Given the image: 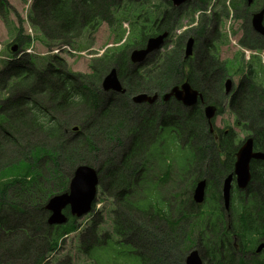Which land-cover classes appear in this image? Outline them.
Wrapping results in <instances>:
<instances>
[{"label":"rangeland","instance_id":"rangeland-1","mask_svg":"<svg viewBox=\"0 0 264 264\" xmlns=\"http://www.w3.org/2000/svg\"><path fill=\"white\" fill-rule=\"evenodd\" d=\"M132 0H125L124 5L122 6V10L126 11V15L124 12H120L117 18L121 16H125L130 24H134L136 28V35L132 34L133 27L130 25L131 35L129 38L130 43L126 46L131 50L134 49L135 46H139L140 36H139V28L144 26H149L152 19L153 22L156 21V30L157 24L161 19L162 13L165 9H167L165 0H133L135 2H131ZM140 3H136L139 2ZM163 1V2H162ZM225 0H219V6L211 10V6L213 3L209 5L208 8V16H207V24H209V32L205 31L204 25V16L198 21L197 25H194L193 19L196 17L193 5H186L181 8L183 13V17L178 23V28L181 29V33L179 35L170 36L169 43L166 44V49H172L175 41H178L182 38L183 34L186 32V28H193L189 32L184 35L185 45L187 44L188 38L192 32H196V34H191L197 38V42L194 41L193 52L197 54V56L193 60H188L185 62L186 64V73L190 75L192 71H194L197 77V71L200 70L198 63L202 60L204 56L207 57L208 65H213L214 69L212 71L206 69L202 75L207 74V82L208 85L204 82L202 85L199 84V80L193 83L201 93L207 95L204 98L205 101L215 102L216 92L212 86H217L214 83V80L219 79L218 87L220 89L221 85H224L227 79H231L233 81V92L227 97L226 91L223 89V99H225L223 103V107L221 113L217 115L214 123L215 133L210 135L208 132V149L207 153L203 154V157H206L205 160H200L198 156H195L190 164L188 165L184 171L178 173L177 167L182 168L185 165L186 161H183L180 158H177V164L174 162V155L178 156L177 153H164V150L170 151L167 146H169L168 140H171L169 137L168 131L163 132V128L159 126L162 119H169L166 113H163L168 106H174L173 100L169 99L167 102H164L162 99L160 100L159 96L157 99V103L154 105H148L146 107L141 106L139 103L134 102L136 96L140 94H148L149 96L158 95L156 89H160L159 86L156 87V81H160L163 78V73L166 71L165 68H162L161 73H157L154 69L146 68L141 64H136L135 67H140L139 74H137L138 80H135V77L129 78L126 76V67L125 64H120L122 61L119 60V64H116L117 69L124 70V75L122 81L124 83V87L128 90V92L124 95H115L116 98V111L111 108H107V116L103 120V124H95L98 129L105 131L106 133H117L123 132L121 136V142H118L115 139H111L110 135L101 139L102 143H100L97 147L99 148L95 154L89 156L88 163L96 168L98 173L100 174V186L99 193L96 202L94 203L93 211L88 216L83 217L82 219L77 221L78 226V234L75 236L76 238L70 237L68 240H65L63 245V250L65 254H69L67 258H63V254L58 256V260L56 264H62L65 261L69 264L71 262L70 259H74L73 264H95L93 261V254H102L101 258L97 259V264H134L135 259L137 258L134 253H131V248L124 247L125 245H131L135 250L138 251L140 255H143L147 260V264H156V252L158 251L153 244L152 236L140 233V229L144 231H152L156 234V230L153 229V226H156V222L166 228L169 231L168 221L173 220L177 223H181L185 219H174L176 218L175 211L179 207V203L181 200L180 193L185 196L182 200L190 199V202L187 207L186 213L188 216H191L192 221L198 222L201 224L202 221H197V216H195L196 211L199 209L195 201L193 200L194 192L197 189L200 181L205 178V174L207 173V169L214 168L213 167V159L214 156L219 158V152L224 151L221 150V147H218L217 150L211 148V142L219 145L220 139L223 137L225 133L228 134L229 129L233 130L237 135L238 145L240 146L247 138L253 136L255 139V135L250 131L243 129L238 124V119L235 114L230 110V102L232 98L235 96V93L238 91V88L241 84L248 89V84L245 79L241 77V68L242 64L235 61L236 53L242 55L244 57V61L248 63V56L245 53L241 52L240 49V38L241 34L238 36L234 34L235 29L239 28L241 31L244 26H246L247 21L245 18L240 17L244 14V9L246 7V3H243L241 0H232L230 2V8L222 9V3ZM24 5L28 3V0H24ZM110 2V0H108ZM226 7H228L229 0L225 1ZM33 5V4H32ZM239 5V13L235 12L236 6ZM264 5V1L257 0V3L254 4L251 8V12H257L260 6ZM27 6H31V3H28ZM81 9V8H80ZM217 14H224V19H219ZM237 16V17H236ZM21 18V14H18L13 8H11L10 12L0 17V21L6 23V26L3 23H0V47L1 44L4 47V52H9L11 46L14 44L13 42L16 40L17 33L14 32L15 22ZM147 23V24H146ZM221 25V30H215V27ZM124 27L129 29V25L126 24ZM177 28V29H178ZM251 23L249 22V39L247 43H243L246 46H250L252 48L264 49V39H258L254 37L251 32ZM185 31V32H184ZM189 35V36H188ZM37 36L40 37L39 34ZM138 38L136 39V37ZM199 40V43H198ZM119 39L111 32L110 26L108 24H103L99 30L92 36V34L88 37H84L80 44L86 45V50H95L102 51L106 49L108 46L121 47L123 42L118 44ZM242 43V40H241ZM53 48L60 46V44L52 43ZM78 45V44H76ZM124 46V47H126ZM133 47V48H130ZM76 49L80 51L79 48L72 47V49ZM43 49H48L47 47ZM126 49V48H125ZM251 51L252 54H255V51L246 49ZM185 51V48H184ZM183 51V52H184ZM83 53V52H82ZM97 53V52H94ZM128 53V52H127ZM93 54V53H92ZM91 54V55H92ZM100 55L99 53H97ZM129 54V53H128ZM67 55V54H65ZM184 55V54H183ZM99 58V56L94 57H76L75 55H67L64 59L66 67L71 68L73 73L77 74H88L90 72L89 64L90 61H93L95 58ZM50 56L47 57H39L41 61L43 59H49ZM262 64L264 66V53L261 57ZM254 63L257 65L260 64L258 60H254ZM196 63V64H195ZM194 67V68H193ZM193 70H189L192 69ZM98 71L104 77L111 70V67L108 68L106 65H99ZM223 70L222 73H218L213 76L217 71ZM63 71V70H62ZM64 72V71H63ZM262 74L264 77V69L262 70ZM65 73V72H64ZM106 77V76H105ZM177 81H180V77L177 76ZM39 87L38 83H33L29 88V90H34ZM161 87L163 88L162 84ZM226 89V87H225ZM87 91V90H86ZM98 95L104 96L105 94L101 90V84L96 85V90ZM88 94V92H86ZM35 95H41V93H36ZM44 96V94H42ZM41 95V96H42ZM44 101V100H43ZM161 104L168 105L166 109L160 114L156 113L158 110L162 108ZM164 108V107H163ZM127 110L120 115L117 114L119 110ZM81 110L79 108H73L67 114H61L57 119L59 120L58 124L64 128V140L68 142H76L78 141V137L72 138L71 131L74 126L80 125L78 121H75L77 117L78 111ZM181 111V116L177 111V109L173 108L171 110V116L176 118L174 123H169L171 126H175L177 123L186 121V112L188 110L181 107L179 109ZM98 112L102 111V108L99 106L97 108ZM136 113L141 118H146L141 124H138L134 121ZM74 114L75 118H72L71 115ZM242 115H245V112H241ZM206 121V120H205ZM139 126H146L147 130L143 133V136L146 139L154 138V147H150V140H146V153H149V166L146 170L134 176L135 185L131 187L130 191H126L125 193V205L130 206L131 209L122 208L119 203H117L115 199V195L120 192H123L122 189L118 190L119 187L114 185V189L110 186L112 180H116L114 178V170L118 167L121 169L122 178L126 177L127 182H129L130 175L128 169L126 168V158L121 164V157L126 156L131 153L132 144L134 140L140 135L137 133L139 131ZM207 131L209 130V126L206 125ZM78 128V127H77ZM79 129V128H78ZM130 131H132L130 133ZM86 131L82 130L81 134H84ZM163 132V134H162ZM162 137L156 141V136L161 135ZM215 136L218 137V140L215 139ZM264 138V135H262ZM30 138V137H29ZM40 139V138H38ZM30 140V139H29ZM139 144L136 146L134 150L137 149ZM226 152V151H225ZM234 153V152H228ZM194 155V154H193ZM197 155V152H196ZM198 155H202L198 151ZM140 155L135 154L130 156V160H137ZM67 159V160H66ZM68 156H62L61 158V168L59 169L60 173L55 174L56 180L55 182L64 181L66 176L68 177V181L72 178L74 174V170L71 169L68 165ZM170 160H172V167H170ZM218 161V160H217ZM39 166L42 168V177L38 180L32 189V195L28 198L32 202L38 201L36 205L41 206L43 211L42 214L38 215V218L41 220H45L48 225V214L44 209L46 202L50 199L46 196V198L39 200L42 186L39 184L44 177H49V169L52 168L53 164L49 156L44 155L43 159L38 162ZM128 164L132 165L130 161ZM169 165V167H168ZM255 168V173L260 172L263 168L261 165H253ZM229 173L224 172L222 175L209 177L214 185L217 186V190L219 192L218 199L213 198L211 196L212 189L209 190L206 204L203 207L205 211V216L209 218V222L211 227L216 228L218 225V221L221 217L225 218V226L224 230L221 231V234L218 235V245H222V248L217 252V263L218 264H240L239 262L242 260L246 264H264V250L258 252V245L264 243V230H256L253 231L251 227L246 225V222L242 221L245 219L247 209H251L252 203H247L246 198H240L237 194L233 198L232 207L230 205V210L227 211L225 209L223 199H222V191H223V179L228 176ZM224 176V178H223ZM54 177V175H53ZM14 179L13 177H9L7 179H3L4 183H8ZM255 196L258 201H264V194L261 193V189L264 188V174L256 173L255 175ZM71 181V180H70ZM137 181V183H136ZM188 186L191 187L188 190ZM262 186V187H260ZM22 187V186H21ZM18 188V190H14L12 187L9 189L8 196L6 197L5 204H0V222L5 219H11V206L14 207L16 203L20 204V207L24 210L34 211V213H40V209L34 207L29 209L28 203L21 200V198L26 197L25 194H22L20 191H25L26 188ZM47 187V186H43ZM187 189V190H184ZM48 192V190H47ZM63 192L57 193L62 194ZM216 193V192H215ZM214 193V194H215ZM252 196L250 199H252ZM152 204L156 207V215L154 210H148L147 212L142 213V207H146V205ZM164 209L167 213H170L172 218L163 219L164 222H159L156 220L158 216V209ZM140 212L139 214L134 213ZM30 211V212H31ZM149 215V217H148ZM119 216V217H118ZM231 219V221L228 220ZM142 217H148L146 220L142 221ZM151 220L148 224V220ZM238 219H242L241 222ZM128 222H132V226H126ZM115 223L119 225V228L115 227ZM182 225H185L182 223ZM228 225L230 228L228 229ZM138 228H140L138 230ZM176 230H180L181 227H174ZM121 229V230H120ZM142 230V231H143ZM252 232L253 238L251 241L245 240L246 232ZM193 235V234H189ZM197 235V234H196ZM154 238L156 235L153 236ZM198 237V235H197ZM237 238V239H235ZM107 239H112L114 244L118 243L119 248H113L109 243L107 246L105 242ZM187 241V240H186ZM210 247H214L209 244L208 240H205ZM237 244L238 250L235 251L234 255H227L223 257L224 253L231 247L233 243ZM204 243L200 242L198 238H194L191 242L190 248L184 249L182 246V241H179L176 246V257L182 263L177 264H186V259L194 252H198L201 255L204 253L202 250V246ZM96 247H102V249H98ZM88 251L92 250L91 256L87 254ZM239 251L242 252L241 255H238ZM86 255V257H85ZM90 260V261H89ZM142 261V259H140ZM21 262V261H20ZM91 262V263H88ZM4 264H15L12 261H8Z\"/></svg>","mask_w":264,"mask_h":264},{"label":"trees","instance_id":"trees-1","mask_svg":"<svg viewBox=\"0 0 264 264\" xmlns=\"http://www.w3.org/2000/svg\"><path fill=\"white\" fill-rule=\"evenodd\" d=\"M206 1L208 0H201L200 4H205ZM124 2L125 0H110V2L108 0H37L33 6L34 18L32 23L37 27L40 39L46 45L52 43L61 45L78 44V47L83 48L84 45L80 44V41L84 37L96 33L105 23L110 26L113 34L121 31L117 29L121 28V22H118L117 16L120 12H124L126 15V11L122 10ZM131 2L135 1L132 0ZM136 3H140V1ZM166 5L168 7L164 12V20L158 22L157 30L156 21L153 22L154 19L151 20L149 26L143 25L140 27L139 47L142 48L151 36H157L166 31L172 32L176 29V25L179 23L183 13L179 8H174L171 3H166ZM6 7L8 8L7 0H0V15H3L4 10H7ZM121 17L128 21L124 15ZM15 43L21 46L27 44V40L25 38L16 39ZM139 47L135 46L134 48ZM183 49L184 42L180 40L179 45L172 51L159 56L156 72L160 74L162 68L166 69L163 73V78L160 81H156V87L159 86L160 89H156L155 93L159 95L160 99L173 86L179 85L185 80L187 69L183 63ZM111 52L93 65L95 68L92 75H75L71 74L69 70L64 73L55 66V63H58L63 68L65 65L60 59L54 58L49 63L48 70L44 74L34 71L35 75L31 80L27 76L25 77V71L30 70L27 60L8 70L4 79H2L3 81L0 79V92H4L0 95V204H5L11 187L14 190H18L22 186L26 190L20 192L25 194L26 197L21 198V200L30 204L29 209L37 206L40 209V213H34L37 210L27 212L20 207V204L23 205L21 202L16 203L14 207H10L11 219L7 218L0 222V264L8 261H12L15 264H43L48 254H54L60 249L61 239L68 235L69 232L76 230V227L70 224L71 222L64 226L51 227L47 225L45 220L38 218V215L42 214L41 212L43 211L41 206L36 205L38 201L32 202L28 197L32 195L31 189L38 184L36 182L42 177V168L38 162L43 159L44 155L49 156L53 166L49 169V177H44L39 183L42 186L41 192H44L40 194L39 200L44 199L48 195L57 194L59 191L68 190L69 176H66L63 182H55V174L60 173L62 156L69 157L68 165L75 170L79 165H89L87 158L98 151L99 148L97 146L102 143L101 139L103 140V138L111 134V139L121 142L123 132H119V134L114 132L106 133L95 125L103 124V120L107 116V111L105 110L111 105L114 106V108H111L112 110L116 111L117 109L114 96L107 94L101 96L95 91L96 85L100 84L102 80V75L97 69L98 66L104 64L108 68L111 67L113 69L116 68V64L120 65L123 63L126 67V76L132 72V69L128 68L130 55L127 48L121 47ZM119 60L122 61L120 64ZM196 63H198L200 70L197 71V77L194 71L191 72L190 76L188 75L190 83L193 80L200 79V76L206 72L207 57L204 56L201 61ZM193 68L189 70H193ZM118 71L121 78H123L124 70L118 69ZM222 72L223 70H219L213 76ZM33 74L32 71L31 75ZM177 76L181 78L179 82L177 81ZM10 79H13V82L8 85L7 81ZM215 81L214 83L216 84ZM35 82L39 84V87L32 91L29 90L28 87ZM205 83L208 85L207 77L205 78ZM246 83L248 84V89L243 84L239 87L237 94L230 102V110L236 115L238 124L250 128L255 135V150L264 152V138L262 137L264 135V79L260 77V74L252 73ZM216 85L212 86L213 89L219 88L218 84ZM221 88H223V85H221ZM38 92L41 95L44 94V96L35 95ZM218 96L219 93H216V97ZM173 104L174 106L161 104L162 108L156 112L160 114V111L165 110L166 106L170 107L163 112L169 116V119L161 120L160 124L164 126L163 132L170 129L169 135L178 143L183 152H186V150L193 153L197 152L200 160H205L206 157H203V154L207 153L208 132L210 135L211 133L210 130L207 131L204 106L200 103L192 110H188L189 112H186V121L182 122V124L179 122L173 127L169 123H174L176 118L171 116V110L173 108L177 109L176 112L181 116L179 109L182 107V104L176 100L173 101ZM216 105L222 106V103L219 101ZM99 106L102 111L95 115ZM75 107L81 109L77 113L79 117L75 119V121L81 123V126H74L79 128L77 132L71 131V137H78V141L68 142L64 140V128L58 124L57 116L59 117L62 113L67 114ZM219 110V113H221V108ZM125 111L127 110H119L117 114L120 115ZM241 112H245V115H242ZM71 117L75 118V115L72 114ZM145 120L146 118H141L138 115L134 119L138 124ZM83 129L86 132L81 134ZM162 134L156 136V141L162 137ZM138 144L139 146L134 150ZM145 147L146 144L138 143L136 140L132 144L131 150L133 151L129 153V156L127 154L121 157L122 165V161L126 158V168L129 174L132 173L131 176L139 172L143 166H141L142 157L137 160H130L129 158L135 154L140 155ZM218 147H221V150L226 152H236L239 149L236 133L229 129L228 134L225 133L220 139L218 146L211 142V148L217 150ZM198 151L202 155H198ZM130 161L132 165L128 164ZM262 164L264 165V163ZM120 171L121 169L118 167L114 170V178L116 180H112L110 186L114 188V185L117 184L118 190H123V192L115 195V199L122 208L131 209L130 206L125 205V191L130 188L131 176L129 182H127L126 177L122 178V172ZM218 171L219 168L214 169V177L217 176ZM13 176L14 179L10 182H3V179ZM43 186L47 187L43 188ZM114 189L117 190V188ZM260 192L264 194V188ZM147 209L154 210L156 215L155 206L150 204L146 205L145 208L142 207V213L147 212ZM133 212L140 213L134 210ZM158 214L162 217L158 221L164 222L165 214L163 209L159 208ZM200 214L205 215V211H200ZM260 217L261 220L255 226L260 230H264V213ZM147 218L142 217L141 219L144 221ZM150 222L152 221L149 219L148 224ZM169 223L170 229L168 231L156 222V226H153L156 234L152 231H144L138 228L140 233L152 236L153 242L151 244L155 245L154 247L158 250L156 252L158 255L156 256V264H177L180 261L176 257V244L182 241L183 248L188 249L189 242L194 239L195 229H193L192 225L188 226V228L181 227L180 230H175L173 226L177 227L181 223L173 220L169 221ZM114 225L119 228L117 223ZM132 225V222L127 221L126 226ZM190 233L193 235H189ZM212 234L218 239L221 229L217 227ZM154 235H156L155 238L153 237ZM252 238L253 233L246 232L245 240L251 241ZM135 256L137 257L135 259L136 264H147L148 260L143 255L137 253ZM239 263L246 264L242 260Z\"/></svg>","mask_w":264,"mask_h":264},{"label":"water","instance_id":"water-1","mask_svg":"<svg viewBox=\"0 0 264 264\" xmlns=\"http://www.w3.org/2000/svg\"><path fill=\"white\" fill-rule=\"evenodd\" d=\"M173 3L175 6H179L185 3L188 0H168ZM253 0H248V5H251ZM264 19V11L257 15L254 18V26L257 31L264 34V27L262 22ZM168 36L165 33L162 36L151 38L145 49L135 50L132 53V61L135 63L142 62L145 58L157 50L163 43L165 38ZM194 41L191 39L187 47L186 56L190 57L192 52ZM16 51V48L13 49ZM103 88L105 90H115L117 92H125L122 86V83L119 79L116 69H113L104 79ZM230 90V87H228ZM159 95L153 97L147 94H141L140 96L134 99L135 102H148L155 103ZM175 97L177 101L182 102L185 106L191 107L198 103L199 100L203 101V96L197 91L194 90L190 84H184L181 88L175 87L171 93L166 94L164 97L165 101H168L170 98ZM206 118L211 121L216 114V108L208 106L205 110ZM252 159L263 160L264 153L257 152L254 153V142L250 138L240 149L238 153V163L236 174L238 176V184L240 188H245L250 180V162ZM232 176H230L224 186V200L225 206L228 209L230 205V188H231ZM99 184V175L98 171L95 168H92L88 165L79 166L74 174V177L70 183L69 192L55 196L51 198L46 206V210L51 213L49 218L50 225H61L67 222L68 218L64 214V210L67 207H70L71 213L74 216L82 217L88 214L92 210V205L97 197V186ZM195 200L199 203L204 200V190L199 186L196 190ZM262 248V247H261ZM187 264H202V261L198 255V252L192 253L187 258Z\"/></svg>","mask_w":264,"mask_h":264},{"label":"flooded vegetation","instance_id":"flooded-vegetation-1","mask_svg":"<svg viewBox=\"0 0 264 264\" xmlns=\"http://www.w3.org/2000/svg\"><path fill=\"white\" fill-rule=\"evenodd\" d=\"M244 13L247 14V10H245ZM136 64H139V63L130 62V65L128 66V68L129 69L131 68L132 72L128 75V77L132 78L134 76L135 79L137 80L138 79L137 74H139L138 70H139L140 67H135ZM141 65H143L145 67H149V68L151 67L152 69L156 70V53H154L153 55L149 56ZM206 69H208V70L212 69V71H213L214 66L211 65V64L207 65ZM206 77H207V74L206 75H201L200 79H197V82L199 80V84L202 85L203 82H205V78ZM215 82H216V84H218L219 80H216ZM218 101H219V99L217 98L216 102H218ZM190 109L191 108H189V110ZM136 115H137V113H136ZM235 156H236V154L219 153V158L214 156V159H213V167L214 168L207 169V173L205 174L206 176L204 178L208 182L206 191H207V193H209V190L212 189L211 195L213 197L218 198L219 192L216 189L217 186H211V185H214V183L212 182V180L209 177H214V169L215 168H219V171L217 173V176H219V177L224 172L229 173L228 176L229 175H233L234 174V170H235ZM259 164L260 163H254V164L252 163V167H251L252 180H251L250 185H249L250 186L249 192H247V190H243L242 191V190L239 189V186L236 183L237 179L235 177L232 180L233 181V187H232V193H231V201L235 197V192L238 191L237 195L240 198H242L243 194H245L246 202L247 203H252L251 209H249V208L247 209L248 216H245L244 217L245 219L243 221H242V219H238L239 222H241V221H242V223L246 222V225L248 224L247 226H249V227H251V225H253L256 220H261L260 216H261V214L264 213V201L263 200L262 201H258L256 199V196L254 195L255 194V183H256L255 179H254L255 175H256V173L264 174V165L263 164H262L263 168L261 169V173L260 172H256L255 173V168L253 167V165H258L259 166ZM223 178H224V176H223ZM225 180H226V177L223 179V183L225 182ZM260 187H262V186H260ZM252 196H254V197L252 199H250ZM222 199H223V193H222ZM198 218H199V216H197V219ZM180 219H185V220H183L181 222V224H179L177 227H179V226L182 227V223L186 224L187 222L188 223L186 225H184V227H187L189 223H193V222L198 224V222L192 221L191 216H186L184 218H182L180 216ZM156 220H161V217L158 215L156 217ZM228 220L231 221V219H229V216H228ZM201 221H202L201 224L205 225L208 228L207 222H209V218H202ZM225 221H226L225 218L221 217L218 222L223 223L225 225ZM168 224H170V223H168ZM197 235H198V237H197ZM197 235H196V238H198L200 240V242L204 243L203 246H202V250L204 251V253L202 255L200 253V256L206 261L207 264H218V263H216L215 259L211 256V253L209 252V249L207 248L208 243L205 240H208L209 243L211 241V239L209 238L208 234L207 233H202V232H197ZM235 239H237V238H235ZM189 245H191V242H189ZM222 246H223V243L220 246V249L222 248ZM235 246H236V243L234 242L232 247H230L228 249V251L224 253L223 257H226L227 255H229V256L230 255H234L235 251H236L234 249ZM240 254L241 253L239 251L238 255H240ZM179 263H182V261L179 262Z\"/></svg>","mask_w":264,"mask_h":264}]
</instances>
